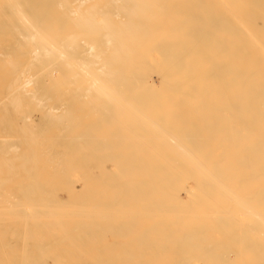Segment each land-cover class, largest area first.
<instances>
[{
    "label": "bare ground",
    "instance_id": "obj_1",
    "mask_svg": "<svg viewBox=\"0 0 264 264\" xmlns=\"http://www.w3.org/2000/svg\"><path fill=\"white\" fill-rule=\"evenodd\" d=\"M154 39H157V41L160 42V45H155L160 46V48L164 46L162 49L163 53L157 51V55L162 53L159 57H163L159 67L158 65H152L150 63L151 61L149 62L148 60V47L152 46L150 43L154 42L152 41ZM160 48L157 47V49L161 50ZM149 65L150 68L156 70L158 73L156 75H159L162 82L164 81L166 82V85L172 86L171 90H174L175 88V95H177L176 92L183 91V89L178 90V87L176 89V86L179 85L200 86L202 84L204 85L205 81L207 84L214 83L216 85L215 90H219V93L216 92L215 94H220L219 96L223 98L221 101L219 99V101L220 103L223 102L221 107L224 108V115L222 116L223 118H221L222 123L221 120H219L220 124L218 123V119L215 120V122L218 123L216 126L219 131H212L210 129L209 133L211 136H213L214 133L221 134L220 138L217 135L216 138L214 135L215 139H218L217 142L216 140L214 141L213 137V142L210 140L213 145L207 141L208 139L206 140L208 143L202 140L205 142L204 144H207L205 146L202 142L204 145L202 146L203 148H195L197 146H195L194 142L193 144L191 143V146L194 145L195 147L189 146L190 144L186 145L190 143L187 141L189 138V141H195V143L199 139L201 140V135L197 137L199 135L198 131L203 130L200 132V134L204 132L202 135L203 138L209 128H212L210 121L206 122L205 118L204 122L203 119L202 121H199V118L197 119L195 116V114H198L195 113L197 106L195 102V109L194 105L193 107H189V105L187 106L189 107L187 108L189 112L190 108L193 109L194 112L191 111L194 113L193 117L189 118L188 114L191 116V113L183 111L185 113V120L186 118H189L190 120L193 119V122L192 120L189 121V119L186 121L184 120V125H187V130H185V127L183 126L184 131L181 128L182 126H180L181 123L178 122L180 121V117L178 118V109L180 108V110H183L181 109L182 106H179L177 103L178 105H174V107L172 105L176 103L174 101H170L171 103L169 102L172 98L174 100L175 95L171 93L174 97L171 96L170 98L169 96L168 98L170 99L164 100V102L168 101V107L171 106L168 108L166 105L167 103L165 102L168 110L164 108L166 110L164 115H166L167 119V115L169 116V113L172 114L174 111L171 119L174 121V119H176L175 117H177L174 122H176V126L179 125V128H175L177 130L179 129V131L181 130L180 132H177L174 128L172 130L173 124L170 129L166 124L167 122L165 123L164 121H161L164 116H162V113V115H160V112L157 111L158 109H154L155 107L153 108L155 111L153 114L144 111L142 112V106H139V104L146 102L145 99L147 100V97L152 91L151 89L139 87L148 84ZM159 83L161 82H158V85ZM203 89H205V87L197 90L193 89L194 93L192 96H200L203 94V92H201ZM213 89L214 88L211 90L209 89V91H211L209 95L212 94ZM185 91L186 90L183 92L185 93ZM131 93L135 95V100H132V97L134 96L131 97V95H129ZM179 95L177 96V99L175 97V101L177 102L182 101V99H178L180 98ZM209 95H207L208 98ZM213 95L214 93L212 94V97ZM79 96L81 98L83 97V99H85L86 96L90 98L89 102H92L91 107H89L91 111H89L90 113L81 109L82 107L79 108L81 105L77 104L78 107L72 105L73 99L77 97L80 98ZM128 96H130L131 99L128 98ZM186 97H188V95ZM124 98H126V100ZM211 98H209V100ZM214 99L217 100L216 97ZM150 100L152 101V99ZM160 100L161 99H159V101ZM197 100L201 101V98ZM197 100H194L193 98V101ZM193 101L191 100L190 103H193ZM78 102H82L83 105H85L84 100H78L77 103ZM134 102L138 105L136 106ZM188 102L189 101H187V104H189ZM93 103L97 104V106L93 105ZM133 103L134 105H132ZM161 103L162 100L160 101V104ZM206 103L209 104L210 102L206 101ZM199 107H201V105H199ZM173 108L177 110H173ZM215 108L216 104L214 109ZM151 109L149 108L147 110ZM208 111L211 110L208 108ZM212 111V113L210 112V116L214 114V110ZM216 112L219 113L222 111ZM206 114L207 113H205V115ZM89 116L93 119H90ZM213 116L218 118L216 117L217 115ZM87 118H89L90 121L88 120L86 122ZM195 118L197 120H195ZM211 119L209 118V120ZM187 121H189V123L186 124ZM177 122L179 124H177ZM194 122L197 126L200 122L202 124L206 122V124H210V127L209 125L204 124L206 129L208 128L207 131L205 129H198V131L193 130L197 127L192 126V128H194H190L191 123ZM201 123L199 124L200 126L202 125ZM200 126L197 128H202ZM188 130L191 131L189 134L193 131H197V138L193 136L195 132L192 134L193 137L191 135V137H186L189 136V134L187 135ZM103 133L105 135H103ZM128 134H131L130 136H137L135 140L136 142L134 141L135 146H129L130 144L126 145L129 141L128 139L132 142L130 137L126 138ZM121 136H126V139L120 138V140L119 137ZM211 136H208V138ZM205 137L203 139H205ZM191 138L193 140H191ZM200 143L201 141L197 143L198 146ZM199 149L205 153H197ZM146 160L149 161L146 162ZM222 161H229L227 163H230V165L233 163L234 166L232 167L233 164L228 166ZM238 164L240 165L238 166ZM139 165L142 168L143 166H147V168L156 165L167 166V168L164 169V172H158V175L161 178L159 181L162 180L161 176L177 179L191 177L189 179L198 181V183L196 182L197 185L194 182V190L190 187L192 186L191 184L190 186L180 184V187L186 196H189V193L191 192L190 194L193 197L195 195V198H197V202L200 199V201L202 200V202L205 201L207 203L205 204L201 202V205L204 204L208 207H220V205H222L224 207V210L222 206L220 207L224 212V215L221 217L222 212L219 208L221 213H218L220 217L217 218L222 220L219 219L218 221L216 219L219 223V227L217 223H215L213 227V229L216 228V230L219 228L218 230L221 232L219 234L217 230L216 235L215 233L214 235L211 233L213 230L212 226H210L211 228H208L209 225H206V222L211 220L207 218L208 216L205 217L208 220L204 218L206 220V222H204L205 220L203 217L200 218L199 216V219L198 217H194L196 215L195 212L193 216L194 219L191 218V222L188 220L192 223L191 228H196L194 229L196 233L193 232L194 230H191L194 236L190 234L192 232L190 231L191 228L189 222L187 221L189 224L188 226H186V222L184 224L182 223L183 221H186V218L183 221L179 219L184 228L185 226L188 227L187 230L183 228L185 231L184 233L181 229L178 231V227L174 228V226H170L174 219L171 220L172 223H169L167 226L170 228L172 227V229L174 228L173 232L177 235L176 239L178 238L179 241L185 242L182 244L185 250L188 247V249L192 248L191 246L185 247L184 245H186L187 242L188 245H190L192 244L190 242H194L193 240L195 238H199V235L198 237L196 235L198 232H201L200 235L205 233V236L208 234L206 233L208 229L210 232L209 235L211 234L209 239L208 235L207 238L201 236L205 241L206 239L209 241H206V243L201 238L202 241L200 239H195V242L198 241L199 243H205V245L200 243L199 246H204L205 251L207 250V255L212 257L210 260L204 255L203 257H207V260H204L205 258L203 261L198 260L202 259V256H200L202 255L201 253L206 254L203 250L204 248L202 247V249L200 247L198 249L196 248L197 251L199 250L198 252H201L200 254L197 252L199 255L197 254L198 257L196 258H194L196 254L192 251L193 249L189 253L187 250V253H184L185 257L180 249H176L182 253L181 255H179V253L178 256L181 258L184 257L183 260L179 258L180 261L187 264L191 258L196 259L197 262L201 261L200 263L205 261L203 264H264V0H0V224L2 223L1 221H4L5 219H9L8 221L11 219L18 220L19 224L16 223L18 225H15V223H13V225L17 227H21L22 225V227L24 226L28 228L27 231L23 230L26 228L21 230L22 232L24 231L23 235H26L24 237L26 238L30 236L29 238H24V240H22L18 234L21 238V249L25 251L24 248H26L28 244H25L24 242L27 240L32 241L34 238H32V236L34 234L38 237L41 236L39 238V243H41V241L44 243L47 237V239H50L52 235L55 237L57 232L64 230L63 233H65L67 230V228H65V219H70L72 225H74L73 229H77L80 232H85L91 228L93 230L95 229L94 231L89 230L91 235L87 231L89 235V237L87 236L88 240H91V244L94 243V246L101 242H99L100 238L101 240L105 238L104 233H109L104 232V229L102 228L106 227L108 230L114 229L115 231L118 229L117 232L120 231L118 235L122 237L125 232L130 233L131 231H136L137 224H142L144 218L141 219V222H138L140 219L134 220L135 218L133 216H135V214L132 215L131 213H128L126 214V217H121L122 215L119 211L120 208L118 210L115 209L116 211H114L116 206L113 207V204L117 202L119 203V201L121 202L122 198L123 200L127 199L130 201L128 195L124 192L126 190H120L123 188V185L120 184L122 187H119L118 185V190L116 188V182H112L113 185L115 184L116 186H114L115 189L112 188L114 189V191H112L113 195H107L110 199L109 200L108 197L102 199L99 192L100 189L96 188L98 185L95 186L92 182L93 179L96 178L94 180H101V183H103L100 176L101 173L102 176H104V170L105 172L109 171L107 173L108 175H106L108 177L104 176L103 178V180L107 178L108 181L110 179L109 175L111 176L109 173L112 172V170H116L117 173L123 166L136 167ZM223 165H226L225 167H232L231 169H233L232 171H235V176L237 173L238 175L243 173L244 176L245 173V177L246 175L252 176L253 180L256 182H252V184L247 182L250 186L246 185L247 187H244V179L241 180L244 181L243 184H241L244 188H238V186L235 187L237 184H230L228 181V179L230 180L232 178L230 177L231 173L228 171V167L226 169L227 171L220 169ZM235 165L238 166V169L235 168ZM241 165H244L245 168L241 169ZM106 166L110 169L104 168ZM140 166L138 168H140ZM211 166H216L217 168H212ZM247 166H249V168H247ZM94 167L97 172L92 171ZM118 168L120 169L118 170ZM147 168L145 169L146 172L152 171ZM154 169H156V167ZM142 171H144V169ZM149 173L152 174L154 172L152 171ZM133 174L134 173H132V176ZM145 175L143 176L145 177ZM158 175L156 176L155 174V178H152V180L157 181L156 177L159 178ZM236 177L237 179L241 178L238 176ZM125 178L123 177L122 180ZM112 179L113 176L109 182H105V184L107 186H110V184L112 185ZM138 179L142 182L141 184L134 183L137 179L132 180L133 184L130 183L128 179L126 183L128 184V187L126 189L127 191L129 190V193L131 194H137V197H148V200L142 198V200L144 199L147 201L143 200V204L140 205L139 203L137 205V207L140 206L138 207L136 216L140 218L141 216L144 217V214L152 212L153 215L150 213L149 218L153 217V221L152 219H149L150 222L144 223L145 225L142 227V230L146 231L147 235L145 234V238H147V243L149 245L145 244L147 240H143L145 243L140 241L141 246L138 248V251L140 250L143 252L137 251V253L134 249L133 250L137 255L146 253V258L147 253L152 250L151 247L156 246L155 249L157 250L153 249L151 251L152 254L151 252L148 253L150 254L147 259L148 262H144L143 259L146 261V258L143 257L142 259L143 254L141 256L139 255L140 258L133 252L139 257L138 259H140V261L136 258V261L135 259H132L131 263L149 264L150 262H153L152 260H149V258L156 257L157 253L155 254V252L158 251V247L161 251H165L166 249L167 252L171 248L179 247L178 244L172 240L175 238L174 236L171 237L170 235L169 237L167 236L168 232L166 229L165 233L161 232V230L168 228L167 226L163 227L167 218L171 216L177 218L183 210L180 203L176 202L177 200L179 201V195L176 193V191L178 192L179 190H175L178 188V186L176 187V184H178L177 181L175 182V185H173V188L168 189L167 187L168 191L166 190L167 192H165V195L168 199L167 201L165 199V202H163V200L161 201L162 195H159V201H156V199L149 201L151 192L148 189L147 194V191L145 193V189L146 186L148 187L150 185H147L146 182L143 183L145 180L141 181V178ZM189 179L182 181H187ZM225 179L228 182H226ZM237 179L236 183L240 185V180ZM249 179L251 180V178ZM116 180L118 182L119 178ZM222 181H225V184L224 182L222 183ZM166 182L168 181L166 180ZM232 185L234 186L232 187ZM174 187L176 188L174 189ZM153 188L155 187L153 186ZM116 189L118 193L126 194V199H124L125 196L123 194H119L120 196L118 194L116 195L114 193H117ZM59 191H63L65 195L59 196ZM161 192L157 193L156 190L153 189V193H157V195ZM96 193L101 198L95 196ZM141 193L144 194L142 195ZM133 194L130 195L133 197H131L132 199L130 202L126 201L127 203H123H133V205H136L137 202L134 200ZM102 196L104 195L102 194ZM182 196H184V194ZM95 197L96 199L97 197L100 199L96 200ZM116 197H118L119 201ZM187 198L189 197H186V199ZM180 199L182 198L180 197ZM139 200L141 199H138V201ZM93 202L96 204H93ZM104 202H106V204H104ZM180 202L182 201L180 200ZM185 202L186 201H184V204ZM187 202H189V200ZM119 204L122 205L121 203ZM224 204L231 205L232 208L230 205H226V208L228 207L229 211L233 209V211L230 212V215L227 210L228 213L226 214L229 217V221H227L228 219L225 220V218L228 217L225 215L226 208ZM193 206L195 207V205ZM196 207L195 209L192 207L190 211L196 210ZM197 208L199 209V207ZM133 209H135V207ZM211 209L212 211L214 210L213 208ZM129 210L131 211V209ZM129 210H127V212ZM209 210L205 209L207 213ZM217 210L218 208L216 211ZM122 211L126 210L122 209ZM135 211L133 213H135ZM212 211H209V213L211 212L210 214H212ZM216 211L213 213L217 215ZM204 214L205 212L203 215ZM199 215L202 214L199 213ZM212 215L215 217L214 214ZM204 216H206V214ZM213 216H210L209 218H213ZM185 217L187 216L185 215ZM213 220H215V218ZM220 221L224 224L226 222V226H224V224L223 226L226 227V229L228 228V231L231 232L232 236L229 233H225L227 232L226 229L225 232H223L222 228L220 229V227H223L220 226L222 225L220 224ZM12 222H9V225L12 224ZM55 222H59V225H54ZM199 222H203V225ZM100 223L101 225L103 224V226L106 224L109 226L101 227V225L99 226ZM175 223L180 225L178 222H174V225L176 226L177 224ZM44 224L47 226L45 225L43 230ZM60 224L62 225L60 226ZM193 224L196 227L192 226ZM204 224L207 226L206 231H204L205 229H203V231H198L201 230L200 228H205ZM6 225L7 224H5V226ZM50 225L56 226L54 229L51 227L52 232L49 231ZM0 226H2V224ZM30 226H36V228L39 226V229H36L37 231L35 230V233L32 234L31 231L35 228L33 229V227ZM85 226H87V230ZM99 227L100 230L102 229L101 231L103 234L100 231H96V229L99 230ZM4 228L3 230L0 229V233L6 231ZM139 228L138 233H135L138 237L142 236L140 235L141 227ZM40 229L41 232H46L41 235L38 233V230L40 231ZM52 229L55 231L53 232ZM58 229L60 231H58ZM122 229H125L124 232H121L123 231ZM126 229H129L130 232L128 230L126 231ZM159 229L160 233L164 234V236L160 233V235H158L157 231L159 232ZM188 229L190 233L188 232ZM77 230H75L76 239L78 238V233H80ZM11 231L12 230H10V233H12ZM25 231L27 232L26 234ZM186 231L190 236L196 237H188ZM214 231L215 230H213V232ZM93 232L97 233L92 235ZM177 232H179V235ZM10 233L9 237L14 235L13 233ZM45 233H49L47 237L45 236L46 238L43 236ZM82 233H80V238L84 235ZM58 234L61 236L63 235L60 233ZM113 234L115 235V232H113ZM153 234H156L157 236H154ZM218 234L220 235V240L221 235L223 236V239L224 235L225 239L227 237L231 238V240L228 238L231 243L227 241V239L224 241L225 243L220 242L218 240ZM97 235H102L103 237H98ZM0 236L3 237V235ZM92 236H96L95 241L92 240ZM110 236L106 235V237ZM119 236H113V238L116 241H124V243H118L114 239L108 240L107 238L106 240L109 242L112 240L114 241H112L113 243L110 242L112 245H107V242H105L106 240L101 242V244H106L105 246H108L109 250L104 245L101 247L100 244L101 250L104 251L106 248L107 252H111V254L114 252L113 256L109 253L110 258L107 261H110V264L113 260L110 259L116 256L115 253H119V255L126 254V244L129 243L127 244L128 247L132 246V244L130 245L132 242L131 238L134 239L135 237V235H133L132 237L127 236L126 239L122 238L124 240H117L116 238H121ZM158 236L165 237L167 244L165 243L164 238V241H158L157 239H160ZM215 236H217L216 239L222 246L228 242L226 246H230V248L225 250V252L231 254L228 255L223 251V253L218 255L220 250L213 242ZM124 237L126 236L124 235ZM138 237L137 239H139ZM154 238L157 241H155ZM188 238H191V241H189ZM58 239V242H60V238ZM127 239L131 242H128ZM142 239L143 238L140 237V240ZM52 241H54L53 237ZM96 241H98V243ZM152 241L154 243H150ZM210 242H213L214 244L211 246L213 249H208ZM22 243H24V248L22 247ZM66 243V241L65 243L60 242L57 244L58 248H63L64 246L59 245H66ZM116 243H118L117 248L119 249L123 244L125 245L124 250L121 248L125 251L124 253L119 249L117 250L120 252L112 251L116 249V246L113 247ZM168 243H170L172 247L169 246ZM2 244L0 243V249H3ZM54 244H56V242L53 243L52 246L50 245V247L48 246L49 243L42 245L44 251L40 246L35 247L33 244V247L41 252L38 251V254L36 253L37 259L33 258V260H31L32 257L29 259L27 258L28 256H26V259L30 262H33L35 259V264L41 263L42 259H44L43 261L45 262V256L49 259L51 258V260H53L52 262L57 260V264L59 262L62 264L63 258L64 260L65 258L66 260L70 259L67 258L69 257L67 255L66 257L63 255V258H60L62 255L59 250L62 248L57 250V252L59 251L58 255L55 251L52 252L51 250ZM68 245L69 243H67V246ZM4 246L5 244L3 247ZM226 246L223 248H227ZM90 247L92 246L90 245ZM144 247L150 248V250L147 249L149 251H146L144 250ZM214 247L218 248L219 251L216 252ZM54 248L56 249V247ZM73 248V250L76 251L75 247ZM94 248L95 247H92L91 251ZM99 248L96 246L94 249L95 252L98 250V255L93 253L94 250L89 252L91 253V259L93 258V255L97 257L101 256ZM21 249L20 255L23 254ZM68 249L69 250L66 248L70 253V248ZM45 250L47 251V255L46 253L45 256H43L44 254H41L40 256H42V259H40L38 255L46 252ZM176 250L173 251L174 255L177 252ZM200 250H203V252ZM2 251L4 252L5 249L1 250V252ZM28 251L27 252L30 253V250ZM63 252L64 251H62V253ZM158 252L160 253V251ZM191 252H194L193 254L195 255ZM49 253H53L51 256L54 257L55 255L57 257L52 258ZM73 253L77 254V256L74 254L76 257L74 261L76 260L77 262H80L82 260L84 262L86 260L82 258H88L83 254L84 252H80V254H83L82 256H84L82 258H80L81 256L78 257V253ZM187 254L188 256L186 259ZM106 255L107 254L104 252L103 256L107 257ZM213 255H218L217 257L220 260H218L217 263L215 262L217 257H214ZM88 256H90V254H88ZM120 256L122 259L120 258L117 264H126L124 262L125 260L123 261L124 257L122 255ZM101 257H98V260H103L104 257ZM133 257L135 256L133 255L131 258ZM58 258L61 261H58ZM96 258H94L95 262ZM172 258H174L173 255ZM177 258L175 261H169V263L178 264L180 261L177 260ZM24 259L25 258L23 257V260ZM20 260L22 259L20 258ZM37 260L39 262H36ZM66 260L64 262H66ZM105 260L106 258H104L102 264H109ZM115 260L118 261V259ZM185 260H187V262ZM71 261L72 260H70V262ZM161 261H163V259ZM166 261L167 264H169L168 260ZM194 261L192 264H195L196 261ZM93 262L94 261H92V264ZM3 263L4 262H2V264ZM156 263L157 262H155V264Z\"/></svg>",
    "mask_w": 264,
    "mask_h": 264
},
{
    "label": "rangeland",
    "instance_id": "obj_2",
    "mask_svg": "<svg viewBox=\"0 0 264 264\" xmlns=\"http://www.w3.org/2000/svg\"><path fill=\"white\" fill-rule=\"evenodd\" d=\"M152 41H154V42H151V43H150L152 46L149 45L150 47H148V51H149V54H148L149 59H148V60H149V62L151 61L150 63H151L152 65H158V67H159V66L161 65L162 60H163V57L161 58V57H159V55H162V53H163V50H162V49L164 48V46H162V47L160 48V46L155 45V44H159V45H160V42L157 41V39H154V40H152ZM161 44H162V43H161ZM162 45H163V44H162ZM157 47H159L161 50L157 49ZM153 48H154V49H153ZM155 50H156V51H155ZM157 51H158V52L161 51L162 53H160L159 55H157V53H158ZM152 58H153V59H152ZM158 58H159V59H158ZM160 58H161V60H160ZM150 59H151V60H150ZM153 60H154V61H153ZM149 62H148V63H149ZM149 70H150V71H149ZM154 70H155V69L150 68V65H149V69H148V79H149L148 81H149V82L147 81L148 84H147L146 86H139V87H144V88H146V89H151V90H152V91H151V94H150L151 96L149 95V96L147 97V100L145 99L146 102H144V103H142V104H139V106H140V105L142 106V107H141V108H142V112H143V111L146 112V113L149 112L150 114H153V112H155L154 109H158L157 111L160 112V113H159V112H158V113H159L160 115L163 114L162 116H164L163 120H161V121H164L165 123L167 122L166 124L168 125V127H169L170 129H171V125L173 124L172 130H173V128H174L175 130H177L176 128H179V127H178L179 125L176 126V125H175L176 122H174V121H176L177 117H175L176 119H174V121H172V119H171V116H173V112H174V111L172 112V114L169 113V116L167 115V119H166V115H164V114H165L164 112H166V110H165L164 108H166V105H167V107H168V101H165V102L167 103V104L165 105L164 100H168V99H170L171 96L174 97V95H175V94H174V90H175V88H174V90H173V89L171 90V87H172V86H171V85H166V82H164V81L162 82V80H160V78H159V75H156V74H158V73L156 72V70H155V71H154ZM154 73H155V74H154ZM149 74H150V75H149ZM208 75H209V74H208ZM154 78H155V79H154ZM150 79H151V80H150ZM158 79H159V80H158ZM150 81H151V82H150ZM158 82H161V83H159V85H158ZM205 83H206V81L204 82V85L202 84V85H200V86H199V85H198V86H196V85H179L180 87H179V86H176V89H177V87H178V90H180V89H183V91L186 90L185 93H184L183 91H178L179 93L176 92V93H177V95H175L176 99H177V96L180 94V95H179L180 98H178V99H179V100L182 99V101H178V102H177V101H175L176 99H175V97H174V100H173V98H172L171 100H169V102H170V101H172V102L174 101V102L176 103V104H173L172 106H174V105H178V104H179V106H180V105L182 106L181 109H183V110H180V108H179V106H178V108H179V109H178V113H179L178 118L180 117V118H179L180 121H178L179 119L177 120L179 123H181L180 126H182V127H181L182 130H184L183 126L185 127V130H187V129H186V128H187V125H184V124H185V123H184V120H185V119H184V114H185V113H184L183 111H185V112L187 111L188 113H191V116H190V114H188L189 118H191V117L194 116V113H192V112H194V111H193L192 108H190V112H189L187 108H189L190 106L193 107V105H194V109H195V106L197 105V106H196L195 113H198V114H197L198 116H197L196 114H195V116L197 117V119L199 118V121H200V120L202 121V119H203V122H204L205 119H206V120H205L206 122H209V121H210V123H211V127H212V128H209V130L207 131L208 128L206 129V127H205V125H204V124H206V122H205L204 124H202V123L200 122V123H201L202 125H204V126H202V125L200 126V125H199L200 123H199L198 126H197V125H196V123H198L197 121H195L196 123H195V122H194V123H191L190 128L193 129V128L196 127V126H197V127L200 126V127H202V128H197V127H196V129H193V130H197V131H198V129H199V130H201V129H205V130L207 131V133H208V136H211V134L209 133L210 129H211L212 131H214V130H215V131L218 130L216 125L220 122L219 120H221V118H223L222 116L224 115V114H223V109H224V108L221 107V106H222L221 104H223V102L220 103V101H221L223 98H222L221 96H219L220 94H215L216 92L219 93V90H217V91L215 90V88H216L215 86H216V85H215L214 83H213L214 86H213L212 83H208V84H207V83L205 84ZM149 84H150V85H149ZM155 85H156V86H155ZM157 85H158L159 87H158ZM161 85H162V86H161ZM191 86H193V87H191ZM202 86L205 87V89H203L205 92H204L203 90L201 91V92H203L204 95L201 94V95H200L201 97H200V96H198V97H197V96H192V94L194 93L193 91H194V90H197V89H202V88H203ZM148 87H149V88H148ZM152 87H153V88H152ZM173 87H175V86H173ZM211 87L214 88V89H213L214 91L212 90V94L214 93L213 97H212V94L209 95V93L211 92V91H209V89L211 90V89H212ZM218 87H220V86H218ZM159 88H160V89H159ZM167 88H168V89H167ZM185 88H186V89H185ZM206 88H207V89H206ZM193 89H194V90H193ZM166 90H167V91H166ZM187 90H188V91H187ZM153 91H154V92H153ZM167 92H168V94H167ZM186 92H188L189 94L186 93ZM206 92H207L208 94H207ZM161 93H162V94H161ZM169 93H170V94H169ZM171 93L174 94V95H172ZM181 93H182V94H181ZM156 94H157V95H156ZM163 94H164V95H163ZM190 94H191V96H190ZM129 95H131V97L134 96V97H132V100H135V99H136V97H135V95H134L133 93H131V94H129ZM165 95H166L167 97H166ZM187 95H188L189 98L186 97ZM207 95H209V98L212 97V98H211L212 100H213L215 97L217 98V100L214 99V100L212 101V100L210 99V100H211V101H210ZM162 96H163V97H162ZM169 96H170V98H168ZM210 96H211V97H210ZM214 96H215V97H214ZM79 97H80V96H79ZM164 97H166V98H164ZM199 97L201 98V101L197 100V99H200ZM202 97H203V99H202ZM219 97H221V98H219ZM77 98H78V97H77ZM77 98H74V99H73V104H72V105H73V106H76V107H78V105H81L79 108L82 107L81 109H83V110L86 111V112H89V111H90L89 107H91V105H92V102H91V101L89 102L90 98H88L87 96L85 97V99H83V97H82V98L80 97V98H78V99H77ZM128 98H130V96H128ZM133 98H134V99H133ZM145 98H146V97H145ZM148 98H149V99H148ZM157 98H158V99H157ZM193 98H194V100H197V101H193ZM76 99H77V101H78V100H80V101L84 100V101H85V102H84L85 105H83L82 102H81V103H80V102L77 103ZM124 99L126 100V98H124ZM130 99H131V98H130ZM130 99H128V100H130ZM150 99H152V101H151ZM154 99H155L156 101H155ZM159 99L162 100V103H161V104H160V101H161V100L159 101ZM205 99H206V100H205ZM219 99H220V101H219ZM87 100H88V102H87ZM191 100L193 101V103H192V102L190 103ZM71 101H72V100H71ZM187 101H189V102H188L189 104H187ZM206 101H207V102L209 101L210 103L207 104ZM218 101H219V102H218ZM75 102H76V103H75ZM142 102H143V101H142ZM155 102H156V103H155ZM179 102H180L181 104H180ZM194 102H195L196 105L194 104ZM196 102H199V103H196ZM214 102H215V104H216V108H215L216 110L214 109V107H215ZM79 103H80V104H79ZM88 103H89V104H88ZM134 103H135L136 106L138 105V104H136V102H134ZM134 103H133L132 105H134ZM146 103H147V104H146ZM170 103H171V102H170ZM177 103H178V104H177ZM202 103H203L205 106H204ZM77 104H78V105H77ZM86 104H87V105H86ZM153 104H154V106H153ZM162 104H163V105H162ZM210 104H214V105H210ZM93 105L97 106V104H95V103H93ZM169 105H170V104H169ZM188 105H189V107H187ZM199 105H201V107H199ZM208 105H209L210 107H209ZM144 106H145V107H144ZM158 106H159V107H158ZM207 106H208V107H207ZM212 106H214V107H212ZM148 107H149L150 109H151V108H152V109H151V110H147V109H149ZM154 107H155V108H154ZM156 107H157V108H156ZM160 107H161V108H160ZM170 107H171V106H170ZM170 107H168V108H170ZM174 107H175V106H174ZM198 107H199V108H198ZM202 107H203V108H202ZM217 107H220V108H217ZM153 108H154V109H153ZM168 108H166V109L168 110ZM176 108H177V106H176ZM208 108H209V110H211V111H208ZM212 108H213V109H212ZM160 109H161V110H160ZM191 109H192V110H191ZM197 109H198V110H197ZM152 110H153V111H152ZM163 110H164V111H163ZM171 110H172V109H171ZM173 110H177V109L173 108ZM200 110H201V111H200ZM203 110H205V111H203ZM206 110H207V112H206ZM212 110H214V114H212V115L210 116V112H211V113L213 112ZM157 111H156V112H157ZM191 111H192V112H191ZM196 111H197V112H196ZM198 111H199V112H198ZM216 111H218V112H219V111H222V112L217 113ZM90 112H91V111H90ZM90 112H89V113H90ZM169 112H170V109H169ZM204 112L207 113L208 115H207V114L205 115ZM161 113H162V114H161ZM167 113H168V111H167ZM175 113H177V112H175ZM201 113H202V114H201ZM192 114H193V115H192ZM199 114H200V115H199ZM186 115H187V114H186ZM186 115H185V117H186ZM202 115L205 116V117H203ZM213 115H217L216 117H218V118H215V116H213ZM175 116H176V114H175ZM206 116H207V117H206ZM208 116H209L210 119H211V117H212V119L209 120ZM89 117H90V116H89ZM202 117H203V118H202ZM172 118H173V117H172ZM189 118H188V119H189ZM204 118H205V119H204ZM90 119H93V118L90 117ZM165 119H166V120H165ZM188 119L186 118V120H188ZM197 119L195 118V120H197ZM217 119H218V123L215 122V120H217ZM88 120H89V118H87L86 122H87ZM94 120H96V119H94ZM186 120H185V121H186ZM191 120H192V122H193V119H191ZM191 120L189 119V121H191ZM89 121H90V120H89ZM189 121H187L186 124L189 123ZM211 121H212V122H211ZM93 122H94V121H93ZM95 122H96V121H95ZM172 122H174V123H172ZM178 122H177V124H179ZM213 122H215V123H213ZM221 123H222V120H221ZM192 124H195V125H192ZM219 124H220V123H219ZM174 125H175V126H174ZM189 125H190V124H189ZM206 125H209V127H210V124H209V123H207ZM192 126H194V127L192 128ZM213 126H214V127H213ZM175 127H176V128H175ZM203 127H204V128H203ZM215 127H216V129H215ZM181 128H180V129H181ZM188 128H189V127H188ZM190 128H189V129H190ZM213 128H214V129H213ZM191 129H190V130H191ZM175 130H174V131H175ZM185 130H184V131H185ZM205 130H204V131H205ZM178 131H179V129L177 130V132H178ZM180 131H181V130H180ZM180 131H179V132H180ZM197 131H196V132L193 131L192 133L189 134V132H191V131L188 130V131H187V135L189 134V136H186V137H191L192 134H193L194 132H195V134H194L193 136L196 137V136H197V135H196ZM202 131H203V130L198 131V132H199V135L197 136V137H199V136L201 135V140H200V139H199V140L197 139L198 141L196 140L197 142L195 143V141H192V142H191V141H189L190 138H189V139L187 138V139H188L187 141L190 142V143H188V144L185 143V144H186V145H189V144H190L189 146H191V143L193 144V142H194L195 146H197V147H195V146L193 145L195 148H200V147L203 148L202 146H204V145L206 146V145H207V144H204L205 142H203V141H206V140L208 139L207 141H209V143H211V141L213 140L214 135H215L216 138H217V136H218L219 138H220V136H221V134H219V133H214V135L212 134L213 136L209 137V138H210V139H209L208 136H207V133H206V134L203 136V138H204L205 136H207V137H205V139H203V138H202V135H203L204 132H203L202 134H200V132H202ZM218 131H219V130H218ZM197 134H198V133H197ZM218 134H219V135H218ZM103 135H105V134L103 133ZM130 135H131V134H130ZM130 135L128 134V136H127V137L125 136V137H126V138H129V137H130V138L132 139V142H131L130 139H128L129 141L126 143V145L130 144L129 146H131V145H132V146H135L134 143L136 142L135 140H136L137 136H133V135L130 136ZM178 135H180V134H178ZM190 135H191V136H190ZM216 135H217V136H216ZM101 136H102V134H101ZM193 136H192V137H193ZM122 137H123V138H122ZM125 137H124V136H121V137H119V139H120V138H121V139H124ZM132 137H133V138H132ZM134 137H135V138H134ZM182 137H183V136H182ZM184 137H185V135H184ZM186 137H185V138H186ZM197 137H196V138H197ZM215 137H214V141L216 140ZM103 138H104V137H103ZM126 138H125V139H126ZM121 139H120V140H121ZM191 140H193V139L191 138ZM194 140H195V138H194ZM202 140H203V141H202ZM210 140H211V141H210ZM217 140H218V139H217ZM217 140H216V142H217ZM122 141H123V140H122ZM134 141H135V142H134ZM199 141H201V143H200V145L198 146L197 143H198ZM207 141H206V142H207ZM202 142H203L204 145L202 144ZM212 142H213V141H212ZM119 143H120V142H119ZM119 143H118V144H119ZM132 143H133L134 145H133ZM207 143H208V142H207ZM116 144H117V143H116ZM211 144H212V143H211ZM120 145H122V144H120ZM124 145H125V144H124ZM136 145H137V143H136ZM209 145H210V144H209ZM212 145H213V144H212ZM193 146H191V147H193ZM210 146H211V145H210ZM215 146H216V144H215ZM207 147H208V146H207ZM198 152H199V153H205V152H203L202 150L200 151V149H199V151H197V153H198ZM127 153H129V152H127ZM148 161H149V160H146V162H148ZM136 162H139V161H136ZM140 162H141V161H140ZM142 162H145V161H142ZM157 162H161V161H157ZM222 162H223V163H226L228 166L230 165V163H227V162H229V161H227V162L222 161ZM232 164H233V163H231V165H232ZM231 165H230V166H231ZM239 165H240V164H238V166H239ZM139 166H140V165H139ZM139 166H136V167H135V166H134V167H133V166H126V167H128V168H126L125 166H123V167H121L122 170H121L120 168H118V170L120 169L119 171L117 170V171L120 172V173H118V172L116 173V170H112V172L109 173V174H111V176L109 175V178L111 179V177L113 176V179L111 180V183H112L113 181H114V183L116 182L115 184L117 185L116 188H117L118 190H119L118 185H119V187H122L120 184L123 185V188H121L120 190H121V191H122V189L126 190V191H124V192L128 195V199H130V201H131V199L133 198V197L130 196V195H132L133 193H132V194L129 193V190L127 191V189H126V188L128 187V184H126L128 179H129V182L132 183V184H133L132 180H136V179H137V181H135L134 183H138V184L140 183V184H141L142 182H140V180H139L138 178H141V179H142L141 181L145 180L143 183L146 182L147 185L152 186V187H150V186L147 187V186H146V189H145V193H146V191H147V194H148V189H149L150 192H151V194H150V200H149V201H152V200H155V199H156V201H159V200H160V196H159V195H162L161 201L163 200V202H165V199H166V201H167V199H168V198L166 197V195H165V192L168 191V190H167V187H168V189L173 188V185H175V182L177 181L178 184H176V187L178 186V188L175 189L176 187H174V189H175V190H179L178 192L176 191L177 195H179V198H178L179 201L177 200L176 202H177V203H180V205L182 206L181 208H182L183 211L181 212L180 216L177 217V218H174V217H172V216L169 217V218H167V219L165 220V222H164L163 227H164V226H167V225H169V223H172V222H173L172 224H170V226H174V228L178 227V228H179L178 231L181 229V231H183V233H184V232H185L184 229L187 230V228H188V227H186V226H188V225L190 224V228H191V224H192V223H190V222L192 221L191 218L194 219V217H198V219H199V216H200V218L203 217V219H204L205 217L208 216L207 218H208V219H211V220L208 221V222H206V220H205V219H207V218L204 219V220H205L204 222H206V225H209L208 228H209L210 226H212V229H213L215 223H217V224H218V227H219V223H218V221H219L220 218H219V219H217V218L220 217L219 214H220L221 212H222L221 217L224 215V212H223L222 209L220 208L222 205H220V207H219V206H218V207L216 206V207L218 208L217 211H216V209H217L216 207H208V206H205L204 204H202V205H203V206H202V205L200 204V203L202 202V200L200 201V199H199L198 202H197V200H196L197 198H195V195H194V194H193V195H194V197H193V196L190 194L191 192L189 193V196H188V195L186 196V194L184 193V191H183L182 188L180 187V184H181V185H184V186H190V184H191L193 187H192V186H190V187L194 190V189H195V188H194V187H195V186H194V182H195V183H196V182L198 183L197 180L194 181V179H193V180H192V179H189V178H191V177H188V178L185 177V178H183V179H181V178H180V179H177V178H168L167 176H166V177H165V176H161V177H162V180L159 181V179H161V178H160V176L158 175V172H160V173L164 172V169L167 168V166H159V165H156V166H150V167H148L149 169H151V170L154 172V173H152V174L149 173V172H152V171H148V172L145 171V169L147 168V166H145V167L143 166V168L140 166V168H138ZM157 166H158L159 168H158ZM225 166H226V165H223L222 168H220V169H222V170H224V171H227L226 169H227L228 166H227V167H225ZM233 166H234V164L232 165V167H233ZM238 166L235 165V168L238 169ZM124 167H125V169H124ZM130 167H131V168H130ZM155 167H156V169H154ZM161 167H162V168H161ZM211 167H212V166H211ZM219 167H221V166H219ZM224 167H225V168H224ZM232 167H228V171L231 173L230 177H232V178L234 177L233 179H232V178H231L230 180L228 179V181H229L230 184H232V183H233L234 185L237 184V185H235V187L238 186V188H244V187L250 186L247 182H249L250 184H252V182H253V183L256 182V181L253 180L252 176L246 175V177H247V178H246V177H245V173H244V176H243V173L241 174L243 177H242L241 175H238V173H237L236 176L241 177L240 179H237V177L234 175V172H235V171H232L233 169H231ZM104 168H109V167L106 166V167H104ZM136 168H137L138 170H137ZM148 168H147V169H148ZM157 168H158V170H157ZM212 168H217V167H216V166H213ZM240 168H241V169H242V168H245V166H244V165H243V166L241 165ZM247 168H249V166H247ZM109 169H110V168H109ZM143 169H144V171H142ZM229 169H230V170H229ZM125 170H126V171H125ZM133 170H135L136 172L133 171ZM156 170H157V171H156ZM92 171H93V172H97L95 167L92 169ZM113 171H115V172H113ZM124 171H125V172H124ZM137 171H138V173H137ZM108 172H109V171L105 172V170H104V172H103V173H104V176L108 175V174H107ZM140 172H141V173H140ZM143 172H146V173H148L149 175L146 174V173H143ZM112 173H113L114 175H113ZM121 173H122V174H121ZM132 173H134L133 176H132ZM115 174H117V175H115ZM120 174H121V177H122V178H123V177H124V178L126 177V178L122 180V178L120 177ZM145 174H146V175H145ZM155 174H156V176L158 175V177H159V178L156 177V179H157L158 182L155 181V180H154V181L152 180V178H153V179L155 178V176H154ZM122 175H123V176H122ZM134 175H135V176H134ZM143 175H145V177H144ZM93 176H94V175H93ZM104 176H102V173H101L100 179H102V182H103V183H101V180H98V181H97V180H94V179H96V178H94V177H93L94 179H93V182H92L95 186L98 185V186H96V188L100 189L99 192H100V194H101L100 196L102 197V199H103V198L105 199V197L107 198V197H108L107 195L112 196V195H113V192H112V191H114V189H115L114 186H116L115 184L113 185V183H112V185L110 184V186H109V185L107 186V185L105 184V182H106V183L109 182L110 179L107 181V178H105V179H104L105 181H104V180H103ZM128 176H129V178H128ZM130 176H131V177H130ZM140 176H141V177H140ZM147 176H148V177H147ZM149 176H150V177H149ZM153 176H154V177H153ZM106 177H108V176H106ZM114 177H116V178H114ZM244 177H245V178H244ZM118 178H119V180H118L119 183H118L117 180H116V179H118ZM132 178H134V179H132ZM135 178H136V179H135ZM148 178H149V180H148ZM249 178H251V180H250ZM130 179H131V181H130ZM146 179H147L148 181H147ZM169 179H170V180H169ZM186 179H189V180H187V181H182V180H186ZM236 179H237V180H240V182L238 181V182L240 183V185H238V183H236V182H237ZM244 179H245V184H244V187H243V185L241 186V184H243L244 181H241V180H244ZM247 179H248V180H247ZM151 180H152V181H151ZM164 180H165V181H164ZM166 180L169 182V184H168V182H166ZM179 180H180L181 182H180ZM234 180H235V181H234ZM225 181H226V179H225ZM225 181H222V183L224 182V184H225ZM228 181H226V182H228ZM230 181H231V182H230ZM250 181H251V182H250ZM94 182H95V183H94ZM99 182H100V183H99ZM123 182H124V183H123ZM129 182H128V183H129ZM161 182H162V183H161ZM234 182H235V183H234ZM130 183H129V184H130ZM150 183H151V184H150ZM153 183H154V184H153ZM188 183H189V184H188ZM197 183H196V185H197ZM229 183H228V184H229ZM104 184H105V185H104ZM108 184H109V183H108ZM146 184H145V185H146ZM158 184H159V185H158ZM162 184H163V185H162ZM167 184H168V185H167ZM230 184H229V185H230ZM155 185H156V186H155ZM226 185H227V184H226ZM234 185H232V187H233ZM246 185H247V186H246ZM106 186H107V187H106ZM112 186H113V187H112ZM124 186H125V187H124ZM153 186H154L155 188H153ZM230 186H231V185H230ZM105 187H106V189H105ZM101 188H102V189H101ZM103 188H104V189H103ZM112 188H114V189H112ZM111 189H112V190H111ZM117 189H116V191H117ZM153 189H155L157 193H158V192H161V191H162V192H161L160 194L157 195V193H156V194L153 193ZM158 189H160V190H158ZM102 190H104V191H102ZM166 190H167V191H166ZM110 191H111V192H110ZM58 193H59V196H64V195H65L63 191H59ZM114 193H115L116 195H117V194H118V195L120 194V193H118V191H117V193H116V192H114ZM121 193H122V192H121ZM128 193H129V194H128ZM102 194H103L104 196H102ZM122 194H123V193H122ZM122 194H120V195H122ZM126 194H125V195H126ZM141 194L143 195L144 193H141ZM154 194H155V195H154ZM183 194H184L185 198H184V196H182ZM120 195H119V196H120ZM123 195H124V194H123ZM125 195H124V196H125ZM133 195H134V194H133ZM190 195H191L192 197H191ZM95 196H99V195H97V193H96ZM100 196H99V197H100ZM114 196H115V195H114ZM151 196H152V197H151ZM156 196H157V197H156ZM101 197H100V198H101ZM121 197H122V196H121ZM131 197H132V198H131ZM180 197H181L182 199H180ZM186 197H189V198L186 199ZM100 198L97 197V199H96V197H95L96 200H98V199H100ZM116 198L118 199V197H116ZM142 198L148 200V197H147V198H145L144 196L137 197V194H136V195H134V200H136V202H137L136 205H133V203H130V204L128 203V204H126V203H127L126 201H129V200L126 199V196H125V198H124V199H126V200H123V198H122V201H121V202H120L119 199H118L119 203H121L122 205H120L118 202H117L118 204L115 203V202H114L115 204H113V207L116 206V207L114 208V211H116V210H118V209L120 208L119 211H120V214L122 215L121 217H123V216L126 217V216H127L126 214L131 213L132 215L135 214V216H133V217L135 218L134 220H136V219H140V220H138V222H139V221L141 222V219L144 218V222H142V224H141V223H138V224H137V221H136V224L138 225V226H137V225L135 224V225L137 226V230H136V231H131V232H130L129 229H126V231L128 230L131 234L125 232V233H123V234H124L126 237H124V235L121 234V235H123V237H122V236H119V235H118L119 232H120V231L117 232L118 229H117L116 231H115L114 229H113V230L111 229L113 232H115V235H114L113 232H112L111 230H108V228H106V227H105V228H102V229H104V232H106V233H107V232L112 233V234H109V233L105 234V233H104V235H105V238H103L104 241L106 240V238H107L108 240L114 239L113 236H114V237H115V236H116V237L119 236V237H121V238H116V239H117V240H121L122 238H125V239H126L127 236H128V237H132L133 235H135L134 239L131 238V239H132V240H131L132 242L129 241V240L127 239L128 242H131L130 245L132 244V246H130V245H129V246H130L132 249H131L130 247H128L127 244H129V243L126 244V246H127L126 249H125V247H124V246H125L124 244H123V246L121 245V246H122L121 248H122L123 250L125 249V251L127 250V252L123 251L121 248H120V249L117 248V244L120 243V242H123V243H124V241H116V240L114 239L116 242H118V243H116V245H114L115 243L113 244V245H114L113 247L116 246V249L112 250L113 248L110 246V247L112 248V249H110V250H112V251H115V252L118 251V252H120L119 250H121L123 253L125 252V253L127 254V255H126V254H124V255H123V254H120V255H122V256L124 257L123 261L125 260L124 262H125L126 264H133V263H131V260H132V259H133V260L135 259V261H136V258L138 259L142 254H143L142 259H143V257L146 258V257H145V256H146V253H141V254H138V255H137V253L140 251V250L138 251L139 246H141V245H140V244H141L140 241H143V240L146 241V240H147V238H145V237H146V236H145L146 231H145V230H142V227L145 225L144 223H146V222H150L151 219H152V221H153V217H152V218H151V217L149 218V216H150L149 214H150V213H151V215H153V214H152V212H150L149 214H144V217L141 216L140 218L136 216V215H137L136 212H138V207H139L141 204L144 203V202H143L144 199L142 200ZM108 199H109V197H108ZM108 199H107V200H108ZM138 199H141V200L138 201ZM174 199H175V198H174ZM183 199H184V201H186L185 204H184ZM109 200H110V199H109ZM134 200H133V202H134ZM147 200H144V201H147ZM180 200H181L182 202H180ZM188 200H189V202H187ZM104 201H105V200H104ZM130 201H129V202H130ZM141 201H142V202H141ZM195 201H196L197 204L195 203ZM108 202H109V201H108ZM123 202H126V203L124 204ZM192 202H193V203H192ZM112 203H113V201H112ZM139 203H140V205L137 207V205H138ZM198 203H199V205H198ZM202 203L207 204L205 201H203ZM93 204H96V203L93 202ZM104 204H106V202H104ZM110 204H111V201H110ZM128 205H129V206H128ZM131 205H132V206H131ZM191 205H192V206H191ZM193 205H195V207H196V206L199 207V209L196 207V210H197V211H196V210L190 211V210L192 209V207H193V209H195V207H194ZM224 205H225V208H226V205H228V204H224ZM229 205H230V204H229ZM229 205H228V206H229ZM122 206H123V207H122ZM200 206H201L202 208H201ZM124 207H125V208H124ZM130 207H131V208H130ZM134 207H135V209H133ZM189 207H190V208H189ZM203 207H205V208H203ZM222 207H223V206H222ZM230 207H231V205H230ZM127 208H128V209H127ZM184 208L187 209L189 212H188L187 210H185ZM207 208H208V209H207ZM211 208H213L214 210L212 211ZM215 208H216V209H215ZM219 208L221 209V210H220L221 212L219 211ZM231 208H232V207H231ZM115 209H116V210H115ZM122 209H123V210H126V211H122ZM129 209H131V211H130ZM136 209H137V210H136ZM140 209H141V208H140ZM205 209H206V210L211 209V210H209V211H212V214H214L215 217H214L212 214H210L211 212L209 213V211H208L209 215H210V216H213V218H209L210 216L208 215L207 211H205ZM127 210H129L130 212H129V211L127 212ZM132 210H134V211L136 210L135 213H133L134 211H132ZM201 210H203V211H201ZM223 210H224V207H223ZM227 210H228V212H229V215H230V212L233 211V209H231V211H229V209H228V207H227V208H226V211H225V215H227L226 213H228ZM198 211H200V212H198ZM215 211L217 212V215H218V216H217L215 213H213V212H215ZM117 212H118V211H117ZM195 212H196V215H198V216H196V215L194 216ZM197 212H198V214H197ZM204 212H205L206 216H204L205 214L203 215ZM219 212H220V213H219ZM182 213H183V214H182ZM199 213L202 214V215H199ZM218 213H219V214H218ZM184 214H185L187 217H185ZM192 214H193V215H192ZM189 215H191L192 217L189 216ZM182 216H183V217H182ZM193 216H194V217H193ZM188 217H189V218H188ZM225 217H226V216H225ZM227 217H228V215H227ZM70 218H71V217H70ZM171 218H172V219H171ZM185 218H186V219H185ZM214 218H215V220H213ZM223 218H224V217H223ZM149 219H150V220H149ZM168 219L170 220V222H169ZM173 219H174V221L171 222V220H173ZM179 219L182 220V221H183L184 219L186 220V221H183V222H182L183 224L186 222V223H185V224H186L185 228H184V226L181 225ZM196 219H197V218H196ZM208 219H207V220H208ZM216 219H217L218 221H217ZM227 219H228V220H227ZM3 220H4V219H3ZM5 220H6V221H5ZM5 220H4V221H1V222H2V223H1L2 226H0V229L3 230V228L5 227L4 230L6 229V231H2V232L0 233V235H3V237L0 236V238H1L0 243H1V244L4 243L5 246L7 245L8 247H7V246H6V247H5V246L3 247L4 244H2V248H3V249H0V252H1V250H4V249H5L4 252H6V253H4L3 251H2L3 253H2V252L0 253V254H1V255H0V257H1V258H0V264H2V262H4L3 264H28V263H29V264H32V263H34L35 259H34L33 262H32V261L30 262L28 259H26V256H28L27 258H29V259H31L30 257H32L31 260H33V258H36V259H37V254H38V251H40V250H37L35 247L40 246V248L43 250L44 248H42V245H45V243H46V244L49 243L48 246L50 247V245L52 246V244L55 243V242H56V244H54V246H53V248H52L51 251H52V252L55 251V253H56L57 255L59 254L58 252L60 251V254L62 255V256L60 255V256H61L60 258H63V255H64V257H66V255H67V256H69V257H67V258H70V259H68L69 261L66 260V258H65L66 262H64L65 260H64V258H63V260H62V264H63V263H64V264H77V263L79 262V261L77 262L76 260L74 261V259L76 258L75 256H77V254H75V253H73V252L78 253V257L81 256L80 258L84 257V256H82V255L85 254L88 258L84 257V258H82V259H84V260H86V261L83 262V261L81 260L79 263H80V264H82V263H83V264H85V263H86V264H89L90 259H91V253H89V252H92V251L96 248V246H97V248H99L101 242L103 241V240H101V238H100V239H99V242H100V241H101V242H100L98 245L95 243L96 246H94L93 241L96 240V239H95L96 236H95V237H94V236L91 237V238H93V239H92V240H93V241H92L93 244H91V240H88V237H89L88 232H89V230L94 231L95 229L93 230V229L91 228V229L87 230V228H86L87 226H85L86 230L88 231V232H87V231H85L84 229H82V230H84V231L86 232V234H85V232H83V231H82V232H83V233H82V232H80V231L77 230V229H73V228H74V227H73L74 225H72V223H71L72 221H71L70 219H69V220H68V219H65V224H66V227H65V228H67V230L65 231V233H63L64 230L60 231V230L58 229V231H60V232H57V233L55 232V233H56L55 237H54V235H52L54 241H52V237H50V236H49L50 239H47V238H48L47 236L49 235V233H45V234H43V236H44V237L46 236L47 238L45 237V238H46V241H45L44 243H43L42 241H41V243H39V242H40L39 238H40L41 236L38 237L36 234H34V235L32 236V238L34 237V238L32 239V241H31V240H27V241L24 242L25 244H26V243L28 244V245L26 246V248L23 247V246H24V243H22V247L25 249V251H24V250L21 249V238H22V240H24V238H25L24 236H26V235H23V232H24V231L22 232L21 229L26 228V227H24V226L22 227L21 224H20L21 227H20V226H18V227L15 226V225H18V224H19V223H18V220H11V219H10V221H8L9 219H5ZM148 220H149V221H148ZM176 220H179V221H176ZM188 220H189L190 222H189ZM201 220H202V219H201ZM220 220H222V219H220ZM225 220L229 221V217H228V218H225ZM12 221H13V222H12ZM63 221H64V220H63ZM67 221H68V222H67ZM142 221H143V220H142ZM187 221L189 222V224L187 223ZM196 221H197V220H196ZM199 221H200V220H199ZM215 221H217V222H215ZM223 221H224V220H223ZM3 222H4V226H3ZM5 222H6V223H5ZM9 222H10V223L12 222V224L9 225ZM60 222H61V221H60ZM66 222H67V223H66ZM174 222H178L182 227H181L180 225H178L177 223H175V224H177V226L174 225ZM193 222H194V221H193ZM211 222H212V223H211ZM13 223H15V225H13ZM16 223H18V224H16ZM58 223H59V222H57V223L55 222L54 225H57ZM70 223H71V224H70ZM199 223H200V222H199ZM199 223H198V224H199ZM207 223H208V224H207ZM1 224H0V225H1ZM5 224H7V225H6L7 227L5 226ZM67 224H68V225H67ZM165 224H166V225H165ZM200 224L203 225V222L200 223ZM200 224H199V226H200ZM212 224H213V225H212ZM220 224H222V225H220V226H223L224 223H223L222 221H220ZM45 225H46V224L43 225V230H44V228H45V227H44ZM58 225H59V224H58ZM61 225H62V224H60V226H61ZM63 225H64V224H63ZM69 225H70V226H69ZM100 225H101V223L99 224V226H100ZM139 225H140V226H139ZM204 225H205V224H204ZM206 225L204 226L205 228H200L201 230H198V231H203V229H205L204 231H206V229H207V226H206ZM46 226H47V225H46ZM60 226H59V227H60ZM68 226H69V227H68ZM97 226H98V225H97ZM104 226H109V225L106 224V225H104ZM104 226H103V224L101 225V227H104ZM192 226L196 227L194 224H193ZM224 226H226V222H225ZM224 226H223V227H224ZM8 227H9V228H8ZM15 227H16V228H15ZM30 227H33V226H30ZM51 227H53V229H54V227H56V226H53V225L51 226V225H50V230H49V231H51ZM59 227H58V228H59ZM83 227H84V226H83ZM139 227H141V233H140V235H142V236H139V237H138V235H136L135 233H136V232L138 233V231L140 230ZM167 227H168V226H167ZM216 227H217V225H216ZM223 227H220V229L222 228L223 232H225L226 227H224V228H223ZM11 228H12V229H11ZM34 228H35V229H34ZM46 228H47V227H46ZM62 228H63V227H62ZM68 228H69V229H68ZM70 228H71L72 230H71ZM75 228H76V227H75ZM94 228H95V227H94ZM97 228H98V227H97ZM138 228H139V230H138ZM169 228H170V227H168V228H164V230H161V232L165 233V229H166L167 232H168V235H167V236L170 237V235H171V237H172V236L175 237V238L172 239V240H173L174 242H176V243L178 244L179 247H175V248H173V249H175V250H176V249H180V250L182 251V253H183V256L185 255L184 253H187V252H186L187 250H188V253H189V252L193 249L192 251H194L195 254H196V255H195V254H193L194 252H191L193 255H195L194 258L198 257L197 254H198V253L200 254L201 252H198L199 250L197 251V249L200 248V247H201V248H202V247L204 248V246H203V245H202V246H199V244H200L201 242H200V243H199L198 241L195 242V241H196L195 239L198 240V239L201 238V239H203V241H205L204 238H207V235H208V239H209V236H211V234L209 235L210 232H209L208 229H207V232H206V233H208V234L205 235V236H204L205 233H204L203 235H202V234L200 235L201 232L199 233V232L196 230V231L198 232L196 235H197V237H198V235H199V238H195L196 236L193 237V236H194L193 232L196 233L195 230H194V229H196V228H191V229L189 228L190 231H191V230H194V231H193V232L191 231L192 233H190V232H189V229H188V232H189L191 235H193V236H190V234H188V232L186 231L187 234H188V237L190 236L191 238H192V237L195 238L194 240H193V239H192V240H193L196 244H195L194 242H190V243H192V244L189 243L190 245H188V242H187V244L184 245V246H185V247H187V246H191L192 248L188 249V248H189V247H188V248H186V250H185V248H184L183 245H182V244L185 243V242L179 241L178 238L176 239V236H177V235H175L176 233L173 232V231H174V230H173L174 228H173V229H172V227H171L170 229H169ZM183 228H184V229H183ZM210 228H211V227H210ZM16 229H17V230H16ZM27 229H28V228L23 229V230H26V231H27ZM30 229H31V228H30ZM33 229H34V230L31 231L32 234L35 233L34 231H35L36 229H39V226H38L37 228H36V226H35V227H33ZM48 229H49V228H48ZM53 229H52V230H53ZM102 229H101V230H102ZM106 229H107V230H106ZM198 229H199V228H198ZM218 229H219V228H218ZM218 229H217V230H218ZM10 230H12L11 232L14 234V235L11 236V237H9ZM45 230H46V229H45ZM75 230H77V231H79L80 233L84 234L83 237L80 238L79 236H81V234L78 233V236H77V237L79 238V240H78V238L76 239V231H75ZM101 230H100V227H99V230L96 229L97 232L100 231V232L103 234V232H102ZM105 230H106V231H105ZM120 230H121V229H120ZM122 230H123V229H122ZM124 230H125V229H124ZM124 230L121 231V232H124ZM168 230H170V231H168ZM176 230H177V229H176ZM176 230H175V231H176ZM210 230H211V229H210ZM213 230H215V231L213 232ZM213 230L211 231V233H213V235H214V233H215V235H216V232H217L216 228H214ZM226 230H227V232H225V233H229V234L232 236L231 232L228 231V228H227ZM0 231H1V230H0ZM26 231H25V234L27 233ZM36 231H37V230H36ZM54 231H55V230H53V232H54ZM67 231H68V232H67ZM154 231H156V230H154ZM181 231H180V232H181ZM219 231H220V230H218V232H219ZM44 232H46V231L41 232V229H40V231L38 230V233H40L41 235H42V233H44ZM51 232H52V231H51ZM51 232H50V233H51ZM97 232H95V233H97ZM147 232H148V231H147ZM3 233H4V234H3ZM12 233H10V234H12ZM36 233H37V232H36ZM55 233H54V234H55ZM58 233L63 234V235L61 236V235H59ZM95 233L93 232L92 235H94ZM154 233H155V232H154ZM157 233H158V235L161 234V235L164 236V234L160 233V229H159V232L157 231ZM159 233H160V234H159ZM178 233H179V232H177V234H178ZM202 233H203V232H202ZM220 233H221V232H219V234H220ZM6 234H7V235H6ZM18 234H19V236H20L21 238L18 236ZM20 234H22L23 236L20 235ZM30 234H31V233H30ZM40 234H39V235H40ZM46 234H47V235H46ZM52 234H53V233H52ZM66 234H67V235H66ZM89 234H90V232H89ZM126 234H127V235H126ZM219 234H218V235H219ZM28 235H29V233H28ZM35 235H36V237H35ZM90 235H91V234H90ZM98 235H99V234H98ZM98 235H97V236H98ZM106 235H108V236L111 235V236H110V237H106ZM112 235H113V236H112ZM130 235H131V236H130ZM146 235H147V234H146ZM151 235H152V234H151ZM153 235H154V234H153ZM155 235H156V234H155ZM155 235H154V236H155ZM178 235H179V234H178ZM218 235H217V236H218ZM230 235H229V236H230ZM5 236H6V237H5ZM58 236H59V237H58ZM84 236H85V237H84ZM87 236H88V237H87ZM100 236H102V235H100ZM100 236H98V237H100ZM148 236H149V235H148ZM156 236H157V235H156ZM163 236H162V237H161V236H158V237H160V239H157V240H158V241H160V240H161V241H164L166 238L163 237ZM201 236H203L204 238H202ZM217 236H215V237H214V241H213V240H212V241H213L214 244H216V246L219 248L220 252H218V251H219L218 248H215V247H214V248H215V251L218 252V255H219L220 253H223V251L225 252V250H228V249L230 248V246H228V247L226 246V244H227L228 242H227L226 244H223L224 246H222L220 242L225 243L224 241L227 239V241H229V242L231 243V241H230L231 238L227 237V238L225 239V235H224V239H223V236L221 235V240H220V235H219V236H218V238H219L218 240H219L220 242H218L217 239H216ZM227 236H228V235H227ZM231 236H230V237H231ZM29 237H30V236H28V237H26V238H29ZM44 237H42V238H44ZM64 237H65L66 239H65ZM98 237H97V238H98ZM102 237H103V236H102ZM111 237H112V238H111ZM137 237H138L139 239H137ZM140 237L143 238V239L140 240ZM26 238H25V239H26ZM56 238H57V239H56ZM58 238H60V240H61L60 242H62V243H65V241H66L67 243H69L68 246H67V243H66V245H65V244H64V245H62V244L59 245V246H64L63 248L61 247L62 249H65V250H66V248H67V250H69L68 248H70V251H71V252L73 251V252H72V253H71V252L69 253L67 250L65 251V250H62L61 248H58V245H57V244L60 243V242H58V240H59ZM68 238H69V240H68ZM83 238H84V239H83ZM85 238H87V239H85ZM91 238H90V239H91ZM144 238H145V239H144ZM150 238H151V236H150ZM163 238H164V240H163ZM191 238H190V239H191ZM228 238H229L230 240H228ZM10 239H11V240H10ZM19 239H20V240H19ZM30 239H31V238H30ZM63 239H64V240H63ZM167 239H168V237H167ZM175 239H176V240H175ZM188 239H189V238H188ZM190 239H189V241H191ZM201 239H200V240H201ZM210 239H211V238H210ZM212 239H213V237H212ZM34 240H35V241H34ZM47 240H49V241H47ZM77 240H78V241H77ZM85 240H86V241H85ZM87 240H88V241H87ZM108 240L105 241V242H107V243H106L107 245H109L110 242L113 241V240H112V241L109 242ZM122 240H124V239H122ZM150 240H151V239H150ZM154 240H155V238H154ZM154 240H153V241H154ZM157 240H155V241H157ZM172 240H171V241H172ZM12 241H13V243H12ZM36 241H37V242H36ZM68 241H69V242H68ZM80 241H82V242H80ZM145 241H143V242L145 243ZM153 241L150 242V243H154ZM167 241H168V240H167ZM185 241H186V240H185ZM187 241H188V240H187ZM201 241H202V240H201ZM206 241H207V239H206ZM206 241H205V243H206ZM210 241H211V240H210ZM6 242H7V243H6ZM96 242L98 243V241H96ZM113 242H114V241H113ZM113 242H112V243H113ZM147 242H148V240L146 241L145 244H146V245H149ZM168 242H169V241H168ZM207 242H209V241H207ZM213 242H210V243H209L210 246L207 245V246L209 247L208 249H210V248L213 249V247H211V246L214 245ZM11 243H12V244H11ZM50 243H51V244H50ZM89 243H90V245H91L92 247H95L92 251H91L92 247H90ZM103 243H104V242H103ZM125 243H126V242H125ZM165 243L167 244L166 240H165ZM172 243H173V242H172ZM205 243H201V244H204V245H205ZM211 243H212V245H211ZM8 244H9V245H8ZM33 244L35 245V247H33V246H34ZM106 244H105V245H106ZM163 244H164V243H163ZM166 244H165V245H166ZM197 244H198V245H197ZM70 245L73 246V247H75L76 251L73 250L74 248L71 247ZM79 245H80V247H79ZM102 245H104V244H101V247H102ZM105 245H104V246H105ZM110 245H112V244H110ZM165 245H164V246H165ZM168 245L171 246L170 243H168ZM168 245H166V246H168ZM196 245H197V246H196ZM10 246H11V248H10ZM48 246H47V248H48ZM65 246H66V247H65ZM160 246H161V245H160ZM169 246H168V247H169ZM207 246H205V247H207ZM225 246H226L227 248L224 249L223 247H225ZM44 247H45V246H44ZM54 247H56V249H55ZM101 247L99 248V249H100L99 252H100V255H101L102 257H101V256H98V257H101V258L104 257V258H106L105 261L109 260V258H110L109 255L111 254V252H107L106 248L108 249V246H107V247L105 246V247H106L105 249L102 248V249H104V251L101 250ZM119 247H120V244H119ZM142 247H143V246H142ZM145 247H147V246H145ZM145 247H144V248H145ZM149 247H150V246H149ZM155 247H156V246L151 247L152 250H153V249H154V250H157V249H155ZM171 247H172V246H171ZM171 247H169V248H171ZM0 248H1V247H0ZM12 248H13V249H12ZM30 248H31V249H30ZM57 248H58V249H57ZM71 248H72V249H71ZM169 248H168V249H169ZM196 248H197V249H196ZM203 248H202V249H203ZM11 249H12V250H11ZM20 249L22 250L21 252L23 253V254H21V255H20ZM45 249H46V247H45ZM49 249H51V248H49ZM53 249H54V250H53ZM59 249H61L62 251H64L63 253H65V254H63L62 251L59 250ZM117 249H119V250H117ZM133 249H134L136 252H137V251H138V252L135 253V251H134ZM142 249H143V248H142ZM147 249L150 250V248H145L144 250L149 251V250H147ZM163 249H164V247H163ZM173 249L171 248L170 250H168V252H169V253H168L166 249H165V251H161V249H159V247H158V251H160V253H162V254H160L158 251L155 252V254L157 253L158 256L156 255V257H154V258H151V259L149 258V260H152V261H153V262H150L149 264H155V262H157L156 264H159V263H160V264H165V262H166V264H167V261H166V260H168V263H169V261H170V262H171V261H175L176 258H177V256H178V254H179L181 251L176 250L177 252H176V254L174 255L173 251H175V250H173ZM14 250H15V251H14ZM28 250H30V253H28V252H29ZM57 250H59V251L57 252ZM105 250H106V251H105ZM108 250H109V249H108ZM152 250H151V251H152ZM172 250H173V251H172ZM203 250H204V252L206 253L207 250L205 251V248H204ZM203 250H200V251L203 252ZM7 251H8V253H7ZM11 251H12V252H11ZM13 251H14V252H13ZM16 251H17V252H16ZM27 251H28V252H27ZM31 251H32V253H31ZM34 251H35V252H34ZM43 251H44V250H43ZM43 251H42V252H43ZM45 251H46V250H45ZM49 251H50V250H49ZM151 251H149V252H151ZM171 251H172V252H171ZM213 251H214V250H213ZM25 252H26V253H25ZM33 252H34L35 254H34ZM40 252H41V251H40ZM40 252H39V253H40ZM80 252H81V253L84 252V253H83V254H80ZM101 252H102V253H101ZM104 252L107 254V255H106L107 257L103 256V253H104ZM122 252H121V253H122ZM133 252H134L137 256H139V255H140V256L137 257ZM140 252H143V251H140ZM144 252H145V251H144ZM149 252H148V253H149ZM197 252H198V253H197ZM216 252H215V253H216ZM36 253H37V254H36ZM45 253H46V255H47V251H46V252H44V253H40V254L38 255V257H39L40 259H42V256H40V255H41V254H44L43 256H45ZM93 253L97 254V253H98V250H97L96 252H95V250H94ZM93 253H92V255H93ZM109 253H110V254H109ZM148 253H147L146 261H145V259H143L144 262H148V261H147V259H148V257H149L148 255H150V254H148ZM172 253H173V254H172ZM182 253H180L179 255H181ZM191 253H190V254H191ZM212 253H213V252H212ZM225 253H226V252H225ZM6 254H7V255H6ZM15 254H16V255H15ZM26 254H27V255H26ZM29 254H30V255H29ZM49 254H50V253H49ZM51 254H53V253H51ZM51 254H50V257H52V258H56V257H57V256H55V255H54V257H53V256H51ZM74 254H75V256H74ZM79 254H80V255H79ZM88 254H90V256H88ZM98 254H99V253H98ZM98 254H97V255H98ZM113 254H114V252H112L111 255L113 256ZM132 254H133L135 257L131 258V257L133 256ZM151 254H152V252H151ZM199 254H198V255H199ZM201 254H202V255H200V256H202V257H201L202 259H198V260L203 261V259L205 258V257H203V255H204V256H207V257L209 258V260H210V258H212L211 256L207 255V253H206V254L201 253ZM226 254H228V253H226ZM229 254H231V253H229ZM229 254H228V255H229ZM22 255H23V256H22ZM31 255H32V256H31ZM104 255H105V254H104ZM115 255H116V256H114V257H115V259H118V261H116V260L114 259V257L111 256L112 258H111L110 260H112V259L114 260V262H113V260H112L113 263L111 262V264H114V263L117 264V262H119V259L121 258V256L119 255V253H115ZM118 255H119L120 257H119ZM172 255L174 256V258H172ZM176 255H177V256H176ZM193 255H192V257H193ZM218 255H215V256L213 255V256H214V257H217ZM7 256H8V257H7ZM20 256H21V257H20ZM35 256H36V257H35ZM94 256H95V255L92 256L93 258L91 259L90 264H92V261H94L93 264H98L99 262H100L99 264H102L104 258H103V260H101V259L98 260L99 258H98L97 256H95V257H94ZM154 256H155V255H154ZM166 256H167L168 258H167ZM175 256H176V257H175ZM187 256H188V254L186 255V259H187ZM190 256H191V255H190ZM190 256H189V258H190ZM230 256H231V255H230ZM23 257L25 258V259H24L25 262H24V260H23ZM45 257H46V258H45V262H46V263L43 261L44 259H42V260H41L42 262L40 261L42 264H43V262H44V264H50V263H51V264H57V260H56V261L54 260V262H52L53 260H51V258L49 259V258H47V256H45ZM48 257H49V256H48ZM58 257H59V256H58ZM96 257H97V258H96ZM116 257H118V258H116ZM150 257H152V256H150ZM160 257L163 259L164 262L161 261L162 259H161ZM163 257H164V258H163ZM184 257H185V256H184ZM184 257L181 258V257L178 256L177 260L180 261L179 258H181V259L183 260ZM207 257H206V258H207ZM214 257H213V258H214ZM10 258H11V259H10ZM20 258H21L22 260H20ZM43 258H44V257H43ZM80 258H79V260H80ZM85 258H86V259H85ZM94 258H96V262H95ZM140 258H141V257H140ZM171 258L174 259V260H172ZM206 258H205L204 260H207ZM2 259H4V260H2ZM15 259H16V260H15ZM40 259H39V260H40ZM58 259H59V258H58ZM87 259H88L89 261H88ZM121 259H122V258H121ZM142 259H141V260H142ZM154 259H155V260H154ZM169 259H171V260H169ZM190 259H191V258H190ZM190 259H189V261H188L187 264H189V263L192 264V262H193L194 260L196 261V262L194 261L195 264H197V263H198V264H203V263H205V261L202 262V263H200L201 261H198V262H197L196 259H191V260H190ZM26 260H27V261H26ZM70 260H72V261H74V262H72V261L70 262ZM77 260H78V259H77ZM97 260H98V263H97ZM138 260L140 261V259H138ZM138 260H137V261H138ZM143 260H142V261H143ZM157 260H158V261H157ZM218 260H220V259H218V257H217L216 261H215V260H214V261L217 263ZM8 261H9V262H8ZM19 261H20V262H19ZM28 261H29V262H28ZM58 261H61V260L59 259ZM105 261H104V262H105ZM115 261H116V262H115ZM142 261H141V262H142ZM185 261L187 262V260H185ZM211 261H212V259H211ZM23 262H24V263H23ZM36 262H39V261L37 260ZM55 262H56V263H55ZM75 262H76V263H75ZM87 262H88V263H87ZM107 262H108V261H107ZM107 262H105V263H107ZM158 262H159V263H158ZM215 262H214V263H215ZM220 262H221V261H220ZM41 263H39V264H41ZM60 263H61V262H59L58 264H60ZM79 263H78V264H79ZM108 263L110 264V261H109ZM120 263H121V262H120ZM138 263H139V262H138ZM181 263H182V264H185V262H183V261H180L178 264H181ZM34 264H35V263H34ZM36 264H38V263H36ZM103 264H104V263H103ZM121 264H122V263H121ZM123 264H124V263H123ZM139 264H140V263H139ZM141 264H142V263H141ZM146 264H148V263H146ZM169 264H170V263H169ZM193 264H194V263H193ZM217 264H218V263H217ZM219 264H222V263H219Z\"/></svg>",
    "mask_w": 264,
    "mask_h": 264
}]
</instances>
